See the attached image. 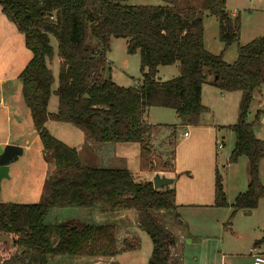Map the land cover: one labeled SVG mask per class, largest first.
Segmentation results:
<instances>
[{
    "label": "trees",
    "instance_id": "1",
    "mask_svg": "<svg viewBox=\"0 0 264 264\" xmlns=\"http://www.w3.org/2000/svg\"><path fill=\"white\" fill-rule=\"evenodd\" d=\"M130 1L0 0L2 15L15 25L31 56L18 75L21 96L44 158L53 166L38 203L0 202V234L8 237L0 243V264L110 259L138 246L137 240L134 244L124 240L118 249L116 226L110 223L89 224L77 218L45 223L50 211L67 209L93 210L103 216L136 214L139 229L152 244L148 264L173 262L170 251L175 240L158 217L169 213L177 219L173 185L154 190L150 180L136 181L126 168L82 164L75 148L46 130L48 120L80 129L88 146L137 144L140 173L172 174L173 165L153 153L152 136L160 126L144 121L146 110L171 109L181 127L196 126L207 112L201 103L203 85L222 93L240 92L237 122L230 128L235 145L228 163L247 159L248 186L231 206L230 219L238 211L256 209L264 198L258 173L264 144L254 136L255 122L247 120L254 93L264 86V36L237 46V58L228 64L222 53L205 50L202 22L205 12L217 18L223 51L237 43L239 16L226 11V0H159L157 6ZM112 40L126 41L127 55H139L141 84L120 87L111 79L106 55ZM54 56L59 61L56 79L48 66ZM176 64L177 77L156 81L159 67ZM51 95L57 98L53 114L47 112ZM169 128L174 138L175 127ZM213 206L228 207L217 167Z\"/></svg>",
    "mask_w": 264,
    "mask_h": 264
},
{
    "label": "rangeland",
    "instance_id": "2",
    "mask_svg": "<svg viewBox=\"0 0 264 264\" xmlns=\"http://www.w3.org/2000/svg\"><path fill=\"white\" fill-rule=\"evenodd\" d=\"M130 3L142 6L160 5L159 0H132L130 1ZM252 6L255 7L256 11L259 10L261 12L247 11ZM225 9L228 13L235 11L236 16H239L240 33L237 43H234L233 45L228 47V49L223 51L224 46L218 40L217 18L205 12L202 15L203 45L208 53L212 55H219L222 53L223 60L228 64H232L237 58V46L246 45L252 40L264 36V0H226ZM23 44L24 43L22 35L17 31L14 24L6 20V18L2 15L0 9V76L12 75L13 70L19 71L20 67H24L27 61L31 58L30 53L25 49ZM51 46L54 50V54H56L55 41H51ZM106 64L111 69V79L118 86L134 87L141 84L142 81L141 74L139 71V55H127L126 41H111L110 51L106 55ZM48 66L52 70L53 76L56 79L58 75V63L56 56H54L53 61L48 64ZM177 73L178 68L176 65L161 67L159 69V73L157 74V79H159L161 82H165L176 77ZM53 87H56V85H54ZM215 92L216 94H218L217 96H208L209 98H211V103L208 106L209 108L207 113L203 116V120H205V122L209 124H211L210 122H223L225 125L235 124L237 122L238 116L240 92L226 93L225 99H221V94L224 93H221L218 89ZM205 99V103H208L206 97ZM50 106H54L53 110ZM56 107L57 98L55 97V95H51L48 103V111H55ZM258 109H264V86L261 87L260 93L259 90L254 93V100L252 105L250 106L247 118L249 122L251 116L254 117ZM176 116L177 115L174 113V111L165 108L152 107L149 111V120L153 124H177L178 121ZM263 117L264 114L260 116L259 123L260 119H262ZM259 123L254 124V134L256 136V139L262 141L264 144V123ZM59 125H61L63 129H61L57 133H54V130H56L55 126ZM66 129L74 130V132L76 131L80 136L79 139L73 137L67 138ZM46 130L62 143L66 144L71 148H75L78 151V156L82 164L102 165L107 167H126L121 166L120 164L109 165L96 163L94 161L95 156L90 152L89 149L86 148V145H88L89 143L86 134L80 129L72 126L71 124L51 121L49 127H47ZM168 135H170V132H166L164 134L166 138L163 137V134H160L156 143L157 151H160L162 155L163 153H165L166 156L168 155V152L172 150V140L168 139V142L166 143ZM177 135L179 134L177 133ZM176 137L177 138L175 142V150L177 149V146L179 144V138L178 136ZM106 146H109L112 149L111 153L113 156H116V153L114 154L113 151H122L121 153L127 154L126 156H130V154L135 155L136 151L137 155V144L122 143ZM231 149L230 144H228V141L226 139L223 150L218 151L223 156L225 155L229 157L231 155ZM110 155V152L105 149L98 156L101 158H106ZM85 156L87 158V161L83 159V157ZM165 160L167 164H170V158L168 156ZM49 164L50 171H48V175L53 172V166L51 165V163ZM135 164H133V166L136 168ZM260 164H262L261 169ZM260 164L258 166V173L260 171V183L262 182V184L264 185V160H262ZM217 169L219 170L222 176V186L226 198V203L228 204V206L232 205L235 196H237L239 193H243L246 191L245 188H242V185L243 182H247L248 179V161L245 157H241L236 165H231L230 163L227 164L225 160H219ZM149 175L151 176L154 174ZM133 177L136 181L144 180H141V177L139 175H136L135 173L133 174ZM8 192V199L1 198V203L28 204V200H26V198L21 197V195H18L17 184H13ZM39 201L40 200L37 199L36 202H32L30 204H35ZM229 209L231 210L230 206ZM229 209L227 208L223 210H216V212H219L218 214L210 212L206 213L205 211H188V213H186L187 217L185 218L189 220L188 223L191 228V238L189 237V241H187V243L190 244L191 240H193L195 244L192 247H189L188 250L184 253V264H197V261L199 264H228L229 257L227 256L225 263H220V261H217L215 257L210 258L212 255V251H214L215 248V243L213 239L214 237H217V235H219V237H222L224 247L232 249L231 253L235 251L239 255L234 259L237 264L251 263L250 258L248 256V250L250 249L251 244L248 245V243L252 239V237H250L251 234L258 235L259 232L263 235L264 233V231H262L264 229V198H261L259 204L257 205V208L254 209L252 213L248 216H244L245 211H238L235 216L230 219ZM77 211H80V213H70ZM200 216H204L206 218L209 217V221L213 222L211 224L212 227L202 229L200 227L201 225L197 222V218ZM158 217L159 220L162 221V223L167 222V219H165L166 217L164 218L161 214H158ZM72 218H77L89 224H114L118 226V228H120V231L123 230V225L121 222L124 221L125 223L123 224L126 228H130V233L137 230L136 235L138 236V246L135 249H132L128 252H124V255H122V257L119 259V262H117L116 264H148V260L150 258V250L152 246L151 241L147 233L139 229L136 215H134L133 213H131V215L118 214L116 216H103L93 210H52L45 218V223L55 224ZM234 218H237L236 222L234 221ZM215 221L217 225L214 224ZM214 227H216V229ZM207 234L209 238L204 236ZM124 236L125 237H122L120 241L122 244L124 243V240H126V235ZM7 240L8 237L6 235L0 234V243ZM128 240L130 244H134L137 239L133 237ZM132 247L135 246L133 245ZM97 262L98 261H90L86 263L85 261H74L71 258H59L53 260L50 264H108V260H104L98 263Z\"/></svg>",
    "mask_w": 264,
    "mask_h": 264
},
{
    "label": "crops",
    "instance_id": "3",
    "mask_svg": "<svg viewBox=\"0 0 264 264\" xmlns=\"http://www.w3.org/2000/svg\"><path fill=\"white\" fill-rule=\"evenodd\" d=\"M250 9L247 11L261 12L259 10L256 11L255 7L253 6L250 7ZM229 14L231 16H236L235 11H232L231 13L229 12ZM58 62L59 61L57 59V63ZM176 66L178 68L177 64ZM24 67L22 68L20 67L19 71L13 70L12 75L0 76V148H3L5 146H12L20 149L21 152L20 154L15 153L13 159L9 162L8 166L6 167V171H2L0 173V199L1 198L8 199L9 189H11L13 184H17L18 195H21V197L26 198V200H28L27 201L28 204H30L32 202H36L37 199L40 200V197L42 196V191L46 180V176L48 175V171H50V164L46 162L44 158L42 147L40 145L37 134L31 123L29 110L24 105L21 96V81L18 79V75L20 74V72L23 70ZM160 68L161 67L157 69V74L159 73ZM178 74H179V68L176 77L178 76ZM156 81L161 83V81L157 79V75H156ZM216 90L217 89L215 87L209 84L202 86L201 103L207 109V111L209 108L208 106L211 103V98H209L208 96L209 95L217 96L218 94H216L215 92ZM260 90L261 88L259 89V93ZM221 95H222L221 99H225L226 93ZM205 97L207 98L208 103H205L204 101L206 100ZM240 98H241V93H240ZM50 107L53 110L54 106H50ZM149 111L150 108L147 109L144 114L143 117L144 121L152 126H160L159 129L152 136L151 146L153 153L154 155L159 157L163 162L166 161L165 159H167L168 156L170 158L169 160L170 164L173 165V173L172 174L165 173L164 175L167 178L174 179V183L172 185L175 190V204L177 206L175 213L177 214V219H175L174 216L169 213L161 214L164 218L166 217L165 219H167V222L163 223L164 226L173 235L175 240V245L170 251V259L171 261H173L171 264H184V259H183L184 253L188 250L189 247H192L195 244L193 240H191L190 244L187 243V241H189L188 239L191 234V228L188 223L189 220L185 218L187 217L186 213H188V211H195V212L205 211L206 213L210 212V213L218 214L219 212H216V210H223L227 208L229 209V206L231 208L236 197L242 194L239 193L237 196H235L232 205H229L226 208H215L213 206L215 169L219 164V160L222 161L225 160V162H227L228 164V159L230 157L225 155L223 156L222 154L219 153L218 150H223L225 140L227 139L228 144H230V149L232 148L231 150L233 151L235 145V139L230 128L235 124L225 125L223 122H210L211 124H209L205 122V120H203V116L207 112L200 117L199 123L196 126L181 127L177 116H176L178 121L177 124H173V125L153 124L149 120ZM47 112L53 114L56 112V110L49 112L47 107ZM262 114H264V109H258L254 117L251 116L250 122H255V124L256 123L258 124L259 118ZM50 122L51 120H48L45 123L46 129L47 127H49ZM59 126H55L56 130H54V133H57L61 129H63L61 125ZM172 126L175 127L174 138L172 137L171 129L169 128ZM66 131H67V138L73 137L79 139L80 136L76 131L74 132V130H70V129H66ZM166 132H170V135H168L166 139V143L168 142V139L172 140V150L168 152L167 156L165 153H163L162 155L161 152L157 151L156 148V143L158 141L159 135L163 134V137L166 138V136H164ZM177 133L179 135H177ZM185 134H187V136H185ZM176 136H178L179 138V144L177 146V149L175 150V142L177 138ZM219 144L222 145V148L220 149L218 148ZM86 148L89 149L90 152L95 156L94 161L96 163L109 164V165L120 164L121 166H126V167H110V168H126L128 171H130V173H132V175L135 173L136 175H139L141 177V180L144 179L142 181H148V180L151 181L154 176V175L150 176L148 173L143 174L139 172L138 169L139 147L137 148V155L135 151V155L130 154V156H126L127 154L121 153L122 151L121 152L113 151L114 154L116 153V156H113L111 153L112 149L109 146L97 147L93 145L92 146L86 145ZM105 149H107V151H109L111 155L106 158L99 157L98 155L101 154V152ZM83 159L87 161L86 156L83 157ZM239 159L237 160V162L239 161ZM262 160H264V155L261 158L259 164L262 162ZM237 162L234 163L233 165H236ZM133 164L136 165V168L133 166ZM261 165L262 164H260V169H261ZM98 166H102V165H98ZM158 174H162V173H158ZM175 176L178 177L175 178ZM259 176L261 181V173L259 174ZM247 186H248V179L247 182L246 181L243 182L242 188H245L246 190ZM262 186L264 185L262 184ZM252 211H245L244 216L250 215ZM70 213L77 214L80 213V211L70 212ZM131 213L132 212L116 213L112 216H116L118 214L131 215ZM231 213H232V208L230 210V216ZM209 220H210L209 217L206 218L204 216H200L197 218V222L201 225L200 227L202 229L212 227L211 224L213 222ZM234 221L236 222L237 218H234ZM121 223L123 225V230L121 231L119 230L120 228H118V226L115 225L116 233H117L118 249H122L123 247L120 241L122 237H125L124 235H126L125 238L126 240L134 237L138 241V236L136 235L137 230L130 233V228H126L125 225L123 224L125 222L123 221ZM214 224L217 225L216 221L214 222ZM216 227L214 228L216 229ZM262 231H264V229ZM204 236L208 237V234ZM263 236L264 233L262 235L259 232L258 235H253V234L250 235V237H252V239L248 243V245L251 244L250 249L248 250V256L250 258V261L252 260V257L256 254L264 256V242L257 243L262 239ZM213 241L215 243V248L214 251H212V255L210 258L215 257L217 261L218 260L220 261V263H225L227 256L229 257L228 264H237V262L234 259L239 255L235 251L231 253L232 249L224 247L222 237H219V235H217V237H214ZM125 244H127V242ZM151 251H152V246H151L150 254ZM124 252H128V251L125 250L121 251L120 254L110 259L81 258V259H75L74 261H85L87 263L90 261L101 262L104 260H108V264H116L117 262H119V259L122 257V255H124L123 254ZM197 264H199L198 261Z\"/></svg>",
    "mask_w": 264,
    "mask_h": 264
},
{
    "label": "water",
    "instance_id": "4",
    "mask_svg": "<svg viewBox=\"0 0 264 264\" xmlns=\"http://www.w3.org/2000/svg\"><path fill=\"white\" fill-rule=\"evenodd\" d=\"M15 153H21L20 149L12 146H5L0 148V173L6 171V167L9 162L13 159ZM152 185L154 190H160L162 188L168 187L174 183L173 178H167L164 174H154L152 180Z\"/></svg>",
    "mask_w": 264,
    "mask_h": 264
},
{
    "label": "built area",
    "instance_id": "5",
    "mask_svg": "<svg viewBox=\"0 0 264 264\" xmlns=\"http://www.w3.org/2000/svg\"><path fill=\"white\" fill-rule=\"evenodd\" d=\"M260 122L264 123V117L262 119H260ZM185 136H187V134H185ZM218 148L219 149L222 148V145L219 144ZM251 264H264V256L263 255H258V254L254 255L252 257Z\"/></svg>",
    "mask_w": 264,
    "mask_h": 264
}]
</instances>
